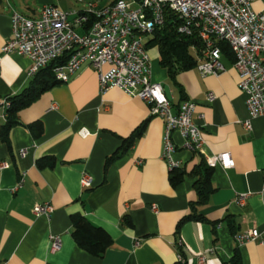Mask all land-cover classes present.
Instances as JSON below:
<instances>
[{"label":"crops","instance_id":"crops-1","mask_svg":"<svg viewBox=\"0 0 264 264\" xmlns=\"http://www.w3.org/2000/svg\"><path fill=\"white\" fill-rule=\"evenodd\" d=\"M45 6L71 11L66 0L0 1V102L20 94L31 80L26 57L1 52L11 36L10 17L16 12L35 19ZM251 9L263 10L264 0H253ZM146 51L151 80L168 86L173 112L184 101L196 105L192 119L201 129V151L185 149L179 133H172L173 159L186 172L183 181L174 187L169 183L170 170L161 159L163 121L150 115L145 102L117 88L100 93L96 72L85 63L68 82L19 112L9 146L0 138V162L9 165L0 170V264H176L178 250L186 264H197L200 254L202 264H228L234 258L239 264H264V245L237 246L233 240L251 229L264 236V118L251 120L250 129L244 127L248 113L232 54L221 53L225 71L219 75L203 77L193 67L171 80L159 65L157 48ZM209 94L214 97L210 102ZM38 122L40 133L28 128ZM3 123L0 120V126ZM143 123L141 136L104 171L106 158ZM82 129L89 135L80 136ZM21 150L27 151L23 157L18 156ZM220 153H229L234 167L212 169L213 192L197 208L205 220L185 222L177 229L197 200L188 173L201 160ZM43 158L54 159V166L37 168ZM83 174L92 179L89 189L80 185ZM45 202L53 213L49 218L35 216L33 207ZM75 215L110 236L112 245L101 258L84 252L73 240ZM51 236L60 239L55 252Z\"/></svg>","mask_w":264,"mask_h":264},{"label":"built area","instance_id":"built-area-1","mask_svg":"<svg viewBox=\"0 0 264 264\" xmlns=\"http://www.w3.org/2000/svg\"><path fill=\"white\" fill-rule=\"evenodd\" d=\"M252 1L116 0L101 9L93 4L89 11L79 13L45 6L35 19L14 12L10 17L11 36L1 52L26 57L31 63L29 78L50 63L68 56L65 64L53 69L54 77L60 83L68 82L83 64H90L96 72L100 93L117 88L129 97L145 102L150 115L163 121L161 159L169 170L177 169L180 166L173 159V132L179 133L183 147L193 153L200 152L203 146L201 129L192 119L196 105L184 101L173 112L162 85L151 80L144 38L162 25L165 12L171 11L180 20L178 33L195 37L201 45L196 68L203 77L225 71L220 45L227 46L239 79L237 87L245 95L248 120L243 125L250 129L251 120L264 118V9L253 11ZM213 99V95L207 96L209 102ZM8 106V99L0 102V120L5 121ZM56 108L52 105V109ZM79 135L86 137L89 133L82 129ZM26 153L21 150L18 156L23 157ZM205 164L211 169L234 167L229 153L210 155ZM7 167L6 162H0V170ZM80 185L84 189L92 187L91 177L83 174ZM238 202L242 203L243 197H239ZM152 210L155 212L157 208L153 206ZM32 212L37 217L49 218L53 207L47 202L40 203ZM233 240L237 246L248 242L264 245V236L256 229L236 234ZM49 241L52 252L59 250L58 237L51 236ZM176 246L181 248V241ZM196 261L202 264L204 255H198ZM176 264H186L179 250Z\"/></svg>","mask_w":264,"mask_h":264},{"label":"trees","instance_id":"trees-1","mask_svg":"<svg viewBox=\"0 0 264 264\" xmlns=\"http://www.w3.org/2000/svg\"><path fill=\"white\" fill-rule=\"evenodd\" d=\"M116 1V0H115ZM113 3V2H112ZM180 24L178 17L171 11L165 12L163 24L156 27L147 36L144 43L146 49L157 48L159 65L163 68L169 79L174 80L175 75L183 70H188L197 66L201 45L195 37L184 36L178 33L177 28ZM221 52H229L227 46L220 45ZM68 56L62 57L46 68L39 70L30 80L28 86L18 95L8 98L9 106L6 108V119L0 126V138L3 143L9 146V132L11 128L19 125L18 114L23 109L32 105L41 94L60 85L54 77L53 69L66 63ZM30 130L36 129L41 132L40 123L29 125ZM143 123L129 138L123 140L122 146L111 156L107 157L104 163V171L110 164L126 151L133 142L139 138L144 131ZM39 169L52 168L54 159L43 158L36 162ZM212 169L208 168L201 160L188 175L194 180L193 189L197 200L190 204V213L181 219L177 224V229L185 222L204 221L205 218L197 213V208L206 203L207 198L213 192L210 184ZM186 175L183 169H172L169 172V183L172 187L181 183ZM124 222L130 225V220L125 217ZM71 236L77 246L84 252L101 258L106 250L112 245L110 236L102 228L97 227L80 215L71 217ZM228 264H239L238 259L234 258Z\"/></svg>","mask_w":264,"mask_h":264},{"label":"rangeland","instance_id":"rangeland-1","mask_svg":"<svg viewBox=\"0 0 264 264\" xmlns=\"http://www.w3.org/2000/svg\"><path fill=\"white\" fill-rule=\"evenodd\" d=\"M115 0H66L70 12H85L90 10V6L95 4L98 9L107 7L111 2ZM130 2L131 0H125ZM151 55V52H149Z\"/></svg>","mask_w":264,"mask_h":264},{"label":"water","instance_id":"water-1","mask_svg":"<svg viewBox=\"0 0 264 264\" xmlns=\"http://www.w3.org/2000/svg\"><path fill=\"white\" fill-rule=\"evenodd\" d=\"M0 1H4V0H0ZM163 92H164L166 98H167L169 101H171V95H170L169 88H168L167 85H164V86H163Z\"/></svg>","mask_w":264,"mask_h":264}]
</instances>
